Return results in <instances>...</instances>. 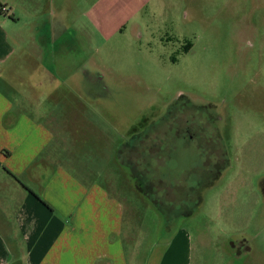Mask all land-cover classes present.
<instances>
[{"label": "rangeland", "instance_id": "374dc122", "mask_svg": "<svg viewBox=\"0 0 264 264\" xmlns=\"http://www.w3.org/2000/svg\"><path fill=\"white\" fill-rule=\"evenodd\" d=\"M10 2L24 16L36 6ZM52 8L60 31L89 34L75 31L73 43L60 34L62 59L75 67L52 69L54 94L77 97L67 115L77 131L61 146L60 167L122 172V188L146 187L128 198L133 263L160 264L170 248L163 264H264V0H53ZM12 65L3 77L22 79ZM131 171L137 179L124 180Z\"/></svg>", "mask_w": 264, "mask_h": 264}, {"label": "crops", "instance_id": "0c3cea01", "mask_svg": "<svg viewBox=\"0 0 264 264\" xmlns=\"http://www.w3.org/2000/svg\"><path fill=\"white\" fill-rule=\"evenodd\" d=\"M10 1L3 2L7 13L0 16V264H134L132 200L143 189L116 184L122 172L75 173L60 167L61 146L67 147L71 131H77L67 119L77 97L54 94L58 79L52 69L75 67L62 59L60 34L72 43L78 40L75 31L80 40L89 34L70 24L72 30L60 31L53 0H36L28 16ZM79 46L85 50V43ZM11 60V70L24 69L22 79L3 77ZM11 82L25 87L12 91ZM7 85L9 91L3 89ZM126 179L135 181L137 175L131 171Z\"/></svg>", "mask_w": 264, "mask_h": 264}, {"label": "trees", "instance_id": "16d2710c", "mask_svg": "<svg viewBox=\"0 0 264 264\" xmlns=\"http://www.w3.org/2000/svg\"><path fill=\"white\" fill-rule=\"evenodd\" d=\"M142 189H145V188H143V187H141Z\"/></svg>", "mask_w": 264, "mask_h": 264}]
</instances>
